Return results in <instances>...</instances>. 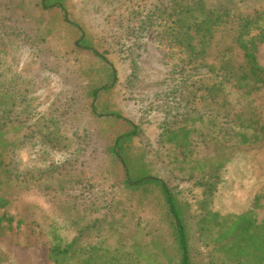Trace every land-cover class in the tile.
Wrapping results in <instances>:
<instances>
[{
  "label": "trees",
  "instance_id": "obj_1",
  "mask_svg": "<svg viewBox=\"0 0 264 264\" xmlns=\"http://www.w3.org/2000/svg\"><path fill=\"white\" fill-rule=\"evenodd\" d=\"M156 21L171 23L188 58L179 67L176 102L184 112L163 128L161 145L216 152L203 160L184 153L176 166L180 179L202 190L199 214L155 170L138 126L104 98L118 81L113 59L127 60ZM0 29L40 56H54L57 65L77 61L83 83L63 115L77 129L85 119L90 124L71 159L21 170L17 155L28 145L64 151L69 144L49 119L34 117L30 84L0 73V242L28 248L48 242L53 264H198L189 232L194 215L203 232L220 228L222 217L209 205L222 172L241 147L264 142V69L256 57L264 0H0ZM225 29L232 42L222 48ZM82 52L94 59L82 60ZM99 145L111 169L89 174L90 148ZM255 226L252 212L229 215L218 241H229L237 257L247 256L251 243L259 253L253 264H264V227L256 233Z\"/></svg>",
  "mask_w": 264,
  "mask_h": 264
},
{
  "label": "rangeland",
  "instance_id": "obj_2",
  "mask_svg": "<svg viewBox=\"0 0 264 264\" xmlns=\"http://www.w3.org/2000/svg\"><path fill=\"white\" fill-rule=\"evenodd\" d=\"M257 34L254 31L252 36ZM175 36L171 23L154 22L151 32L141 36L139 43L129 51L127 60L113 59L118 81L113 94L104 98L117 103L123 109L125 117L138 126L142 132L143 144L151 151L155 170L158 169L160 176L170 183L183 201L192 205L194 214H199L196 202L203 199L202 190L194 186L193 182L180 179L176 166L185 159L184 153H187L186 156L190 154V159L203 160L214 156L215 148L202 147L183 152L174 146L161 145L163 128L176 122L181 115L179 113L184 112L176 102L180 99L182 87L179 67L188 58L186 51L176 44ZM218 39L222 48L229 47L232 42L227 29L221 30ZM232 48L238 50L236 47ZM38 53H41L39 49L31 48L27 40L8 36L0 29L1 75L5 79L21 78L30 84L34 117L49 119L52 130L66 137L69 144L64 151L52 150L39 142L28 145L17 155L21 170L45 169L50 164L71 159L78 151V134H84V130L90 127L89 123L84 124L85 119L77 129L65 121L63 115L64 109L70 107V100L77 96L76 92L83 83L80 76L82 68H79L74 58L57 65L54 56L46 58L44 54L40 56ZM80 57L85 61L94 59L87 52H82ZM256 57L264 69V43L257 42ZM191 96L198 97L195 93ZM259 105L264 117V93L259 99ZM90 151L93 158L90 157V163L85 166L89 174L111 169V165L104 163L108 161V157L106 158L107 152L101 145L96 149L90 148ZM228 153L229 151H223V154ZM109 178L113 179L114 175L111 174ZM209 209L222 217L218 221L221 225L216 232H203L197 215H194V220L189 225L192 248L198 264H243L245 260L249 264L256 262L259 253L251 250V243L246 244L247 256L237 257L234 253H229V241L227 244L218 240L225 229H229V215L252 212L257 228L254 231L259 233L258 228L264 227L263 141L252 142L239 149L232 163L222 172ZM213 224L208 223L206 226ZM48 250L49 244L45 241L29 248L3 241L0 242V264H53L48 258Z\"/></svg>",
  "mask_w": 264,
  "mask_h": 264
}]
</instances>
